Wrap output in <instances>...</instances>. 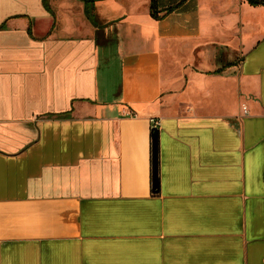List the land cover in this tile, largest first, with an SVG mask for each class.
Masks as SVG:
<instances>
[{
  "label": "crops",
  "instance_id": "0c3cea01",
  "mask_svg": "<svg viewBox=\"0 0 264 264\" xmlns=\"http://www.w3.org/2000/svg\"><path fill=\"white\" fill-rule=\"evenodd\" d=\"M156 5L0 0V264H264V5Z\"/></svg>",
  "mask_w": 264,
  "mask_h": 264
},
{
  "label": "water",
  "instance_id": "95a60500",
  "mask_svg": "<svg viewBox=\"0 0 264 264\" xmlns=\"http://www.w3.org/2000/svg\"><path fill=\"white\" fill-rule=\"evenodd\" d=\"M152 179L153 188L159 187V130H152Z\"/></svg>",
  "mask_w": 264,
  "mask_h": 264
},
{
  "label": "trees",
  "instance_id": "16d2710c",
  "mask_svg": "<svg viewBox=\"0 0 264 264\" xmlns=\"http://www.w3.org/2000/svg\"><path fill=\"white\" fill-rule=\"evenodd\" d=\"M156 1L157 0H151V15L156 18V19H160L161 16L159 15V10L157 9V5H156ZM249 2L253 5H264V0H249ZM179 4L175 5V6H172V7H169L167 8V12L175 9ZM159 188V187H158ZM157 189H154V191H157Z\"/></svg>",
  "mask_w": 264,
  "mask_h": 264
},
{
  "label": "built area",
  "instance_id": "2783aa9c",
  "mask_svg": "<svg viewBox=\"0 0 264 264\" xmlns=\"http://www.w3.org/2000/svg\"><path fill=\"white\" fill-rule=\"evenodd\" d=\"M151 125H152V130L155 128H159L160 127V120L157 118H152L151 119Z\"/></svg>",
  "mask_w": 264,
  "mask_h": 264
},
{
  "label": "rangeland",
  "instance_id": "374dc122",
  "mask_svg": "<svg viewBox=\"0 0 264 264\" xmlns=\"http://www.w3.org/2000/svg\"><path fill=\"white\" fill-rule=\"evenodd\" d=\"M228 53H229V52H228ZM228 53L226 52V54H228ZM223 55H224V53H223ZM223 61L225 62V60H223ZM224 62H223V63H224Z\"/></svg>",
  "mask_w": 264,
  "mask_h": 264
}]
</instances>
